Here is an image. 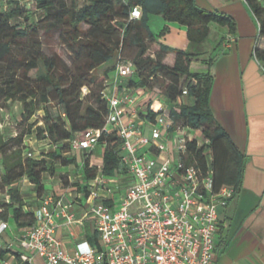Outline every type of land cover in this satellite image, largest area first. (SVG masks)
Segmentation results:
<instances>
[{
    "label": "trees",
    "instance_id": "16d2710c",
    "mask_svg": "<svg viewBox=\"0 0 264 264\" xmlns=\"http://www.w3.org/2000/svg\"><path fill=\"white\" fill-rule=\"evenodd\" d=\"M3 1L0 0V107H3L1 102L19 101L26 121L41 109L44 116L43 125L28 124L11 138L0 133V184L7 190V198L0 205V224L4 222L7 227L0 233V240L7 234L16 241L13 246L8 243L6 248L0 243V258L14 255L19 259L21 232L36 222L33 206L16 184L24 178L30 179L37 199L41 200L46 191L44 174L53 170L52 164L59 162L68 167L77 163L76 155L67 156L71 153L70 141L80 132L104 126L109 106L103 91L119 58L136 67L128 86L158 90L168 103L164 111L170 114L175 127L181 125L201 131L208 140L210 156H207V146H200L198 139L189 141L191 161L206 170L210 157L215 185L233 186L235 193L241 190L246 157L216 120L210 105L214 80L209 68L224 51L220 45L227 40V35L236 34L233 16L206 9L197 0H31L30 8L17 0H9V9L5 11ZM247 5L262 21L259 35L264 37V10L257 0H247ZM136 6L142 16L130 19ZM37 13L40 19L32 22ZM153 15H162L166 21L186 26L190 50L160 43L157 38L165 29L158 36L151 31L149 21ZM214 24L226 28L227 35L209 52L210 56L202 57V48ZM41 31L59 33L62 44L72 55L71 66L60 55L43 51ZM170 54H175L174 63L167 60ZM255 58L264 64V49H255ZM194 62L206 64L208 69L193 71ZM109 63L111 68L98 72ZM84 87L88 88L86 94ZM185 89L188 93L184 97ZM157 107V102L149 105L151 121L164 112ZM35 126L36 137L49 140L57 148L46 155L52 164L46 156L29 155L26 140L33 135ZM101 143L105 145L103 173L112 177L120 171L126 172L122 164V139L116 132L104 133ZM92 155L85 152L84 163L78 166L86 180L98 171L97 165L91 162ZM85 189L86 185L81 184L80 191ZM84 235L98 244V233L90 222L85 225Z\"/></svg>",
    "mask_w": 264,
    "mask_h": 264
},
{
    "label": "built area",
    "instance_id": "2783aa9c",
    "mask_svg": "<svg viewBox=\"0 0 264 264\" xmlns=\"http://www.w3.org/2000/svg\"><path fill=\"white\" fill-rule=\"evenodd\" d=\"M257 1L264 10V0ZM252 13L261 31L262 21ZM141 16V9L134 7L130 19ZM259 64L264 71V64ZM135 72L132 62L117 59L115 75L103 91L109 106L104 126L80 132L70 141L84 156L105 147L104 133L116 132L122 139L126 172L107 176L102 163L93 178L82 176L86 189L79 191L78 199L69 202L65 196L47 195L34 208L35 224L22 230L20 258L2 257L0 264H35V257L45 264H212L219 210L234 197L235 188L215 185L209 157L206 170L191 161L188 143L193 131L175 127L158 90L128 86ZM187 93L185 89L183 96ZM153 102L164 112L151 121ZM87 221L98 233V244L84 235L69 247L58 236V229L66 226L75 238L76 225ZM6 227L2 222L0 233Z\"/></svg>",
    "mask_w": 264,
    "mask_h": 264
},
{
    "label": "crops",
    "instance_id": "0c3cea01",
    "mask_svg": "<svg viewBox=\"0 0 264 264\" xmlns=\"http://www.w3.org/2000/svg\"><path fill=\"white\" fill-rule=\"evenodd\" d=\"M201 2L200 6L230 14L236 21L235 36L227 35L226 28H222L220 40L214 45L207 43V50L213 51L227 35V40L220 45L224 51L209 68L214 80L210 105L216 120L246 157L241 190L219 210V229L212 264H264V71L255 58V49H264V37L259 35L256 19L244 0H223L216 8L211 7L209 0ZM164 21V27L171 35L158 37V41L167 45L164 42V38H167L172 41L169 45L179 50L190 47L187 27ZM214 27L219 26L215 24ZM167 60L174 63L175 54H170ZM194 66L208 69L206 64L194 62L191 69L195 72L200 70H194ZM71 194V191H63L58 192L56 197L65 196L71 202L74 201L69 198ZM76 197L78 199V193ZM34 200H37L35 193L32 199L26 197L28 203ZM36 206L38 204L33 209ZM74 207L80 210L78 204L74 203ZM85 225H76L75 238L69 236L66 226L58 229V236L72 247L76 238L84 236L81 232H84ZM13 243L16 241L10 242Z\"/></svg>",
    "mask_w": 264,
    "mask_h": 264
},
{
    "label": "rangeland",
    "instance_id": "374dc122",
    "mask_svg": "<svg viewBox=\"0 0 264 264\" xmlns=\"http://www.w3.org/2000/svg\"><path fill=\"white\" fill-rule=\"evenodd\" d=\"M9 0H4L2 9L5 11L9 9V6L7 5V2ZM20 2L21 5L26 6L30 8L32 6L31 0H17ZM211 3V7H218L221 5L223 0H209ZM197 3L199 5L202 4L201 0H197ZM83 4V2H82ZM40 19V13H37L36 17L32 22H37V20ZM164 18L162 15H153L150 18V29L152 32L156 34H161L163 30L165 29V32L160 36V38H163L165 36H169L171 34L168 33V30L164 27ZM171 24H175L177 26H182L177 22H170ZM213 25V32L210 34L209 39L207 40V43L210 45H214L215 42H218L221 37V33H223L222 27H214ZM87 28V26H84ZM186 28V26H183ZM40 38L42 41V48L43 51L48 55L58 54L60 55L63 60L71 66L73 63L72 55L68 51L67 47L62 44L59 33H52L47 34L43 31L40 32ZM164 42L168 45L169 43H172L171 40H167V38H164ZM207 43L202 48V57H208L211 54L209 53V50H207ZM190 45V44H189ZM172 47V46H170ZM190 47H187L185 51H189ZM112 64H106L103 67H101L98 72H102L105 69L111 68ZM194 70H200L204 71L205 68L201 67L198 68L194 66ZM114 76V71L111 72V77ZM164 101V100H163ZM187 101V98L184 99V102ZM0 107V133L5 136V138H11L15 136L19 131L24 130L28 127V124L39 122L38 125H43L42 118L44 116L43 110H39L36 115H34L29 121H26L25 118H23V105L19 101H8V102H1ZM36 127L33 128V135L28 136L26 140V144L29 146V153L32 154V156H35L37 158H42L43 156H46L49 152H54L57 148L54 146L49 140L46 139H38L36 136ZM178 128H181V125H178ZM194 132V131H193ZM193 138L198 139L199 145H206L207 147V156L211 155V151L209 150V142L205 139V137L202 135L201 131H196L195 134L192 133ZM67 144V143H66ZM72 147V146H71ZM103 147L98 146L96 150L94 151L91 162L95 165H101L103 163ZM77 156V163L70 165L68 167L63 166L59 162L53 163L51 159L47 157V160L50 162V164L53 165V170H50L48 173L44 174V184L46 186V191L43 195L44 199L47 195H54L58 192L65 193L71 191V195L69 198H72V200L77 199L76 194L80 191V186L82 182V175L80 174L78 166L83 162V151L77 150L75 151L73 148H71L70 155L67 156ZM210 158V157H209ZM16 186L21 190V192L27 197V199H32L34 197L35 188L30 179L24 178L19 183L16 184ZM7 198V190L4 189V187L0 184V205L5 202ZM41 199V200H42ZM41 200H34L30 201L29 205H36L39 204V201ZM84 234V232H81ZM79 235V233H77ZM4 237L0 240V243L2 244V248H6L7 244L12 241L11 237L7 234L3 235ZM80 236V235H79ZM14 244V243H13ZM15 245V244H14ZM35 264H45L39 257H35Z\"/></svg>",
    "mask_w": 264,
    "mask_h": 264
}]
</instances>
